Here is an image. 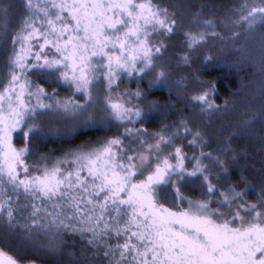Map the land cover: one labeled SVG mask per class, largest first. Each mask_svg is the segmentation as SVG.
I'll use <instances>...</instances> for the list:
<instances>
[{
  "label": "snow or ice",
  "instance_id": "1",
  "mask_svg": "<svg viewBox=\"0 0 264 264\" xmlns=\"http://www.w3.org/2000/svg\"><path fill=\"white\" fill-rule=\"evenodd\" d=\"M12 7L10 0L0 3L5 35ZM180 7L163 0H24L26 14L11 37L7 79L0 86V231L5 240L13 237L22 249L40 245L63 255L61 233H79L86 244L79 257L67 251L71 264H264V164L258 176L242 169L233 178L241 157H247L234 147V138L252 135L249 125L258 118L264 126V111L249 115L215 149L184 117L159 130L141 123L166 106L149 99V89L170 80L184 89L182 98L201 105L200 112L221 108L214 80L196 72L173 77L160 62L169 50L166 41L184 28ZM204 8L195 9L193 27L183 32L178 66H190L209 37L226 39L216 31L217 18H205ZM218 23L232 26L230 37L239 49L242 34L247 39L264 30V0H241ZM260 40L264 47V31ZM133 74H143L137 87L120 90L122 75ZM143 78L148 89L140 85ZM102 81L100 122L105 127L118 122L123 129L49 161L37 143L46 134L45 117L63 112L96 122L88 109L97 99L94 85ZM61 82L82 92L83 100L60 97L56 87L46 90V84ZM223 107H229L227 99ZM17 131L23 139L19 146ZM260 139L264 142V133ZM185 147L198 151L189 155ZM182 187L199 188L201 196H185ZM169 197L172 207L162 202ZM0 264L36 261L0 247Z\"/></svg>",
  "mask_w": 264,
  "mask_h": 264
},
{
  "label": "rangeland",
  "instance_id": "2",
  "mask_svg": "<svg viewBox=\"0 0 264 264\" xmlns=\"http://www.w3.org/2000/svg\"><path fill=\"white\" fill-rule=\"evenodd\" d=\"M9 2V0H0V3ZM13 7L11 10V23L9 25V31L7 35L0 31V63L3 67V75L0 79V86L7 79V66L6 58L11 52L12 41L11 37L15 34V29L19 26L20 19L25 15L24 11V0H10ZM34 2L44 3V0H34ZM159 2V0H156ZM241 0H163L166 5H179L180 12L182 13V19L184 21V28L179 30L175 36L172 37L171 41H166L169 43V50L164 57L161 58V63L167 65L172 69L173 77H178L180 75H191L193 72L198 73L205 79H209L204 75V71L210 70L211 68H227L230 70L239 71V83L240 89L238 94L230 99L229 107L224 108V101L218 102L216 99L217 91L215 92V101L217 104L221 105L218 111H213L211 113H202L199 111L201 105L198 102H189L188 99L182 98L185 96L184 89L176 88L174 82L170 80L167 85L156 86L149 89V92L155 90H165L169 93L174 94L177 97L174 105L161 102L166 106L160 107L158 111H154L149 116L147 121H141L146 126L153 116L161 115L163 120L157 124L156 129L149 130H159L161 124L172 123L177 121L180 117H184L189 120L190 125L195 128H200L208 137V139L213 142L209 145V148L215 149L217 142L222 141L223 136L227 135L234 129H239L243 127V121L254 112L264 111V47L261 45L260 32L264 31L257 29L256 33L245 39L242 34L241 37L236 41L241 45L239 49L234 47V40L230 37V32L232 26L224 27L218 23L220 17H224L228 14L229 9L232 5L239 4ZM205 5L204 13L205 18L210 15H214L217 18V28L216 31H220L226 38L221 40L219 37H209L208 42L203 44L196 54L193 56V60L190 66H178V54L184 49L185 45L183 43L184 36L183 32L191 29L192 25V13L195 9L200 6ZM239 31V29H236ZM211 31V29H209ZM210 53L211 59L206 60L205 54ZM143 74H133L131 77L127 75H122L119 83L121 84L122 90L124 87L129 89H135L137 87V76H142ZM33 79H37L40 82V78L33 75ZM41 83V82H40ZM140 85L144 89H148V78H143L140 80ZM216 86V83H215ZM47 91H51L52 87L57 88V95L60 97H72L73 100L82 101L83 93L76 92L74 87H69L67 84L61 82L58 84H52L49 87L45 85ZM192 85L189 86L191 90ZM172 88V91H169ZM105 83L102 81L99 84L94 85V95L97 97L96 101L89 106L88 111L94 113L96 122L85 123L83 115L72 116L71 114H64L63 112H51L44 119V126L46 129V134L44 136L51 137H71L81 130H87L94 127H103L107 129H113L109 136L118 134L124 127L123 124L118 122H112L109 126L105 127L101 123V117L103 116V96L106 94ZM177 92L181 95L178 96ZM149 99H152L149 95ZM156 100V99H152ZM158 101V100H156ZM176 102H182L181 109L182 112L176 113V115L170 117L169 113L176 107ZM234 102V103H233ZM173 107V108H172ZM169 109V110H168ZM167 114H165L166 112ZM139 127V124L134 125ZM252 135L247 137L234 138V147L236 149H244L247 153V157H241L240 167L234 169L235 175L233 178L238 176L239 172L243 169L250 176H258V170L261 169L262 164H264V142L261 141L260 135L264 133V126L261 125V121L258 118L254 125H249ZM43 136V137H44ZM108 136V137H109ZM107 138V137H106ZM105 139V138H104ZM101 141L91 144L96 145ZM191 139V137H187ZM14 142L19 146L23 143L21 134L19 131L14 134ZM186 144V141H184ZM83 146V145H82ZM76 149V148H74ZM72 150V149H70ZM208 148L205 149L207 151ZM185 151L191 154L192 151H198V149H193L190 147H185ZM69 152V150L67 151ZM65 152V153H67ZM65 153L60 155H47L49 161H54L55 158L64 157ZM65 165H61L64 167ZM181 191L186 193L181 188ZM13 195L11 191L8 193ZM201 193L196 197H191L193 199L199 198ZM250 199L253 197H249ZM21 199V203H23ZM168 207H172L166 201H162ZM187 207V203L180 201ZM215 206V205H213ZM63 240L65 245L71 247L76 257L81 255V248L86 244V241L82 240L79 233L62 232ZM114 242V241H113ZM42 244L47 243L46 240L41 241ZM32 252L37 255L49 256L51 254L47 249L41 247L40 245L30 247ZM46 252V253H42Z\"/></svg>",
  "mask_w": 264,
  "mask_h": 264
},
{
  "label": "trees",
  "instance_id": "3",
  "mask_svg": "<svg viewBox=\"0 0 264 264\" xmlns=\"http://www.w3.org/2000/svg\"><path fill=\"white\" fill-rule=\"evenodd\" d=\"M219 1H225V0H219ZM239 71L236 70H230L227 68H214L207 71H204V75L215 81L216 83V91L217 101L223 102L225 99H230L238 94V91L240 89L239 83ZM3 75V67L0 63V79ZM1 82V81H0ZM41 83H44V80H40ZM150 97L152 99H156L159 102H165L168 103L170 101H176L177 97L169 93L165 90H155L150 92ZM177 105L174 107L172 111H170L169 116L172 117L176 115L178 112L184 111V109H181L182 102H176ZM173 108V107H172ZM169 110V109H168ZM166 112V111H165ZM167 114V112L165 113ZM163 120V117L160 115L153 116L148 122H146V126L149 129H156L157 124L160 121ZM113 129H107L103 127H94L87 130H81L74 134L71 137H51V136H44L42 137L37 143H38V150L41 153H45L47 155H60L65 152H67L70 149L77 148V146H82L85 144H94L102 139L108 137ZM184 192L186 195L191 197L198 196L201 192L199 188L196 187H183ZM167 203H169L170 206H173V201L171 197L168 199H165ZM0 247H4L6 251H9L11 254H22L26 260H35L36 264H57L58 261H61L62 264H71V261L73 258L69 257L67 255V251L71 250L74 252V250L65 245V254L63 255H54L49 254V256H42L37 255L32 252V249L30 247L28 248H20L18 245V241L16 238L10 237L7 240H5V237L3 235V232L0 231ZM46 253V252H42ZM48 254V253H46Z\"/></svg>",
  "mask_w": 264,
  "mask_h": 264
}]
</instances>
